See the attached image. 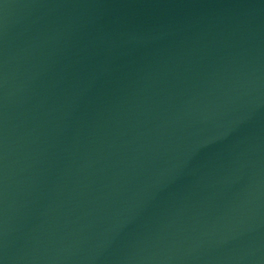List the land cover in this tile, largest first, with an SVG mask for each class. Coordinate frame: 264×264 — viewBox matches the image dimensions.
Here are the masks:
<instances>
[{"label":"water","instance_id":"water-1","mask_svg":"<svg viewBox=\"0 0 264 264\" xmlns=\"http://www.w3.org/2000/svg\"><path fill=\"white\" fill-rule=\"evenodd\" d=\"M0 264H264V0H0Z\"/></svg>","mask_w":264,"mask_h":264}]
</instances>
